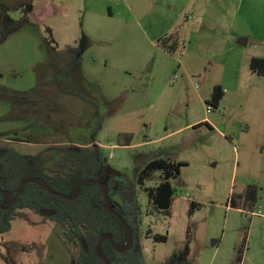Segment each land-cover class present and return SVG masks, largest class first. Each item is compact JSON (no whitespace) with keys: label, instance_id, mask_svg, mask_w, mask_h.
I'll list each match as a JSON object with an SVG mask.
<instances>
[{"label":"rangeland","instance_id":"1","mask_svg":"<svg viewBox=\"0 0 264 264\" xmlns=\"http://www.w3.org/2000/svg\"><path fill=\"white\" fill-rule=\"evenodd\" d=\"M210 1L227 10L223 0H0V145L42 153L48 171L58 169L59 148L100 147L140 204L146 264L180 251L189 226L190 264H264V76L250 70L264 45L224 35L219 45L194 15ZM259 13L264 22V4ZM172 35L175 53L159 43ZM69 46L82 60L56 79ZM216 86L225 91L217 108ZM156 158L182 164L171 216L156 213L144 191L161 172L137 183ZM111 196L123 204L120 190ZM20 212L0 235V264H73L80 247L68 228Z\"/></svg>","mask_w":264,"mask_h":264},{"label":"trees","instance_id":"2","mask_svg":"<svg viewBox=\"0 0 264 264\" xmlns=\"http://www.w3.org/2000/svg\"><path fill=\"white\" fill-rule=\"evenodd\" d=\"M178 38L177 35H172L161 39L159 43L167 52L175 53L178 49ZM65 52L70 60L56 70V79L58 74L71 75L82 60V53L78 47L69 46ZM250 70L253 74L264 76V57H253ZM224 94L225 91L221 86L214 87L210 104L215 108L219 107ZM92 103L97 106L96 113L99 115V100L94 99ZM94 143L95 141L91 144ZM59 153L62 158L56 163L58 169L48 171L47 158L42 153L22 154L15 149L0 145V235L11 231L12 222L16 218L25 217L20 211L30 210L42 215L44 219L53 221L62 229H69L80 247L78 257L73 259V264H105L96 253V247L104 237L106 240L100 245V254L109 264H146L140 244V204L134 194L125 191L124 183L119 178L121 175L114 173L113 169L105 164L100 147L97 145L62 147L59 148ZM181 166V163H176L171 158H156L148 162L139 172L137 183L140 186H144L145 181L156 171L162 173V181L158 186L144 190L156 213L172 215L175 190L171 180L180 175ZM66 167L68 168L65 169ZM26 180L33 182L25 184L18 196L19 187ZM81 181H94V183L84 182L77 189L76 186ZM96 181L108 186L111 206L126 221L132 232L131 238L126 225L109 212L104 188ZM114 190L122 192L123 204L111 196ZM8 194H12L13 203L9 201ZM75 196L76 198L69 199ZM240 199L244 197L241 196ZM253 199L252 193L246 194V202ZM231 207L237 208L234 198L231 200ZM197 208H199L198 204L191 203L189 213H194ZM44 211L54 214L47 216L43 214ZM150 236L149 232L147 238ZM190 240L189 226L184 247L171 255L163 264H190ZM155 241L167 242L168 237L155 236ZM130 242L132 247L126 250ZM112 243L118 249L126 251L122 253L116 251Z\"/></svg>","mask_w":264,"mask_h":264},{"label":"crops","instance_id":"3","mask_svg":"<svg viewBox=\"0 0 264 264\" xmlns=\"http://www.w3.org/2000/svg\"><path fill=\"white\" fill-rule=\"evenodd\" d=\"M222 1V0H221ZM225 11L220 3L210 1L204 8L194 9V15L203 23L209 22V27L216 31L218 44L221 45L224 35L246 42L248 46L251 41L258 45H264V22L259 18V10L264 0H223ZM257 10V11H256ZM261 23V30L256 33L251 29L254 21ZM227 42V41H226ZM254 57L250 56V60Z\"/></svg>","mask_w":264,"mask_h":264},{"label":"water","instance_id":"4","mask_svg":"<svg viewBox=\"0 0 264 264\" xmlns=\"http://www.w3.org/2000/svg\"><path fill=\"white\" fill-rule=\"evenodd\" d=\"M238 44L241 45V46H245L247 43H246V42H242V41H238ZM113 172L116 173V174H119V173H117V172L114 171V170H113ZM31 182H33V180H26V181H24V182L20 185V187H19V191H18V196H19V195L21 194V192L23 191V187H24V185L27 184V183H31ZM84 182L94 183V181H81V182L78 183V185L76 186V188L78 189L79 185H80V184H83ZM96 183L101 184V185L103 186V188H104L105 197H106V203H107V207H108L109 212H111L115 217H117L118 219H120L121 222H122L123 224L126 225V221H125V220H124V219H123V218H122L117 212H115L114 209H113L112 206H111L110 198H109V189H108V186H107L106 184L100 182V181H96ZM47 189L50 191V189H49L48 187H47ZM0 192H1V190H0ZM54 195H57V196H63V195L58 194V193H54ZM77 195H78V193H77ZM8 197L11 198V197H12V194H8ZM74 198H76V196L73 197V198H69V199H74ZM43 214H44V215H47V216H53L54 213H53V212H46V211H44ZM126 227H127V230H128L129 236H130V238H131V236H132V232H131L130 228H129L127 225H126ZM105 240H106V238L104 237V238L99 242V244H98L97 247H96V253H97L98 257H99V258H100L105 264H109L108 260L100 254V245H101ZM84 246H85V245H84ZM112 246H113V248H114L116 251L122 253V252H125L126 250L131 249V247H132V242H130L129 247H128L126 250H120V249H118L117 246H116L114 243H112ZM85 249H87L86 246H85Z\"/></svg>","mask_w":264,"mask_h":264},{"label":"flooded vegetation","instance_id":"5","mask_svg":"<svg viewBox=\"0 0 264 264\" xmlns=\"http://www.w3.org/2000/svg\"><path fill=\"white\" fill-rule=\"evenodd\" d=\"M9 201H10L11 203H13V202L11 201V198H9Z\"/></svg>","mask_w":264,"mask_h":264}]
</instances>
